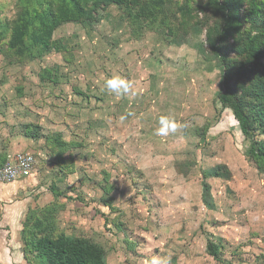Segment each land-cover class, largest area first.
Masks as SVG:
<instances>
[{
  "label": "rangeland",
  "instance_id": "1",
  "mask_svg": "<svg viewBox=\"0 0 264 264\" xmlns=\"http://www.w3.org/2000/svg\"><path fill=\"white\" fill-rule=\"evenodd\" d=\"M17 2L0 0V162L27 154L36 168L0 184V264H37L24 256L23 225L52 207L56 233L99 246L106 264H264V172L218 102L209 31L221 25L208 0H164L163 16L139 21L110 5L96 21L63 24L49 52L26 60L5 46ZM235 38L227 58L245 60ZM251 69L264 76V57ZM114 75L134 94H109ZM162 115L185 127L156 135Z\"/></svg>",
  "mask_w": 264,
  "mask_h": 264
},
{
  "label": "trees",
  "instance_id": "2",
  "mask_svg": "<svg viewBox=\"0 0 264 264\" xmlns=\"http://www.w3.org/2000/svg\"><path fill=\"white\" fill-rule=\"evenodd\" d=\"M208 4L220 16L221 25L220 29L209 31V43L223 73L218 102L221 111L232 112L241 134L250 143L247 156L264 172V141L257 139L264 135V76L255 77L256 72L251 69L252 63L264 57V3L208 0ZM110 5L133 7L135 21L144 16L147 19L163 16L165 8L164 0H18L19 13L12 22L5 46L19 60L30 59L37 52L39 55L49 52L54 32L59 27L66 23L96 21L97 12ZM246 25L248 30L244 28ZM235 36L237 48L233 49L245 60L227 58L226 41ZM2 37L0 34V43ZM221 169L224 170L206 172V176L220 177ZM204 191L205 195L209 194L207 185ZM38 213L40 216L30 212L21 233L28 263L106 264L105 253L99 246L86 239L56 233L55 207ZM208 252L219 259L215 245L210 243Z\"/></svg>",
  "mask_w": 264,
  "mask_h": 264
},
{
  "label": "clouds",
  "instance_id": "3",
  "mask_svg": "<svg viewBox=\"0 0 264 264\" xmlns=\"http://www.w3.org/2000/svg\"><path fill=\"white\" fill-rule=\"evenodd\" d=\"M104 87L109 94L116 97H124L133 93V84L120 75H114L107 78ZM159 127L156 128L155 134L158 136H169L176 134L185 125L178 123L172 115H162L158 120ZM146 264H172L171 257L154 255L146 261Z\"/></svg>",
  "mask_w": 264,
  "mask_h": 264
},
{
  "label": "built area",
  "instance_id": "4",
  "mask_svg": "<svg viewBox=\"0 0 264 264\" xmlns=\"http://www.w3.org/2000/svg\"><path fill=\"white\" fill-rule=\"evenodd\" d=\"M35 166L36 161L30 155L9 156L7 162L0 167V184H11L31 177L35 172Z\"/></svg>",
  "mask_w": 264,
  "mask_h": 264
},
{
  "label": "crops",
  "instance_id": "5",
  "mask_svg": "<svg viewBox=\"0 0 264 264\" xmlns=\"http://www.w3.org/2000/svg\"><path fill=\"white\" fill-rule=\"evenodd\" d=\"M0 151H1V150H0ZM9 156H11V154H8V155H7V157L5 158L4 162H3L2 164H0V166H3V165L7 162ZM34 174H35V172H34ZM34 174H33V175H34ZM33 175H32V176H33ZM23 181H25V180H19V181H17V182H23ZM13 186H14V185H13ZM19 188H20L19 186H18V187H17V186L11 187V190L9 191V194L15 195L16 192L19 190Z\"/></svg>",
  "mask_w": 264,
  "mask_h": 264
}]
</instances>
